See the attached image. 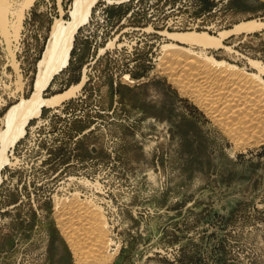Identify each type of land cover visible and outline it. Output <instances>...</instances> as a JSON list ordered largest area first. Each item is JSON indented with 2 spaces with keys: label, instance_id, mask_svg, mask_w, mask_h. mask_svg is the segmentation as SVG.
Listing matches in <instances>:
<instances>
[{
  "label": "rangeland",
  "instance_id": "obj_1",
  "mask_svg": "<svg viewBox=\"0 0 264 264\" xmlns=\"http://www.w3.org/2000/svg\"><path fill=\"white\" fill-rule=\"evenodd\" d=\"M14 1L0 22V131L35 93L52 27L71 20L75 0ZM249 22L261 29L234 33ZM262 24L264 0H96L41 90L51 105L7 150L0 264H80L58 225L77 203L106 236L92 264H264V140L236 145L159 65L180 46L264 86Z\"/></svg>",
  "mask_w": 264,
  "mask_h": 264
},
{
  "label": "bare ground",
  "instance_id": "obj_2",
  "mask_svg": "<svg viewBox=\"0 0 264 264\" xmlns=\"http://www.w3.org/2000/svg\"><path fill=\"white\" fill-rule=\"evenodd\" d=\"M9 1L12 0H0V22L5 21L4 16L9 9ZM95 1L75 0L71 20L66 24L57 22L52 27L41 59L36 65V77L33 84L35 93L33 91L34 94L32 93L28 101H21L16 107L9 108L3 116V129L0 131V171L8 163L6 159L8 148L23 136L28 120L39 116L41 107L51 105V100H43L39 97L41 90L67 65L73 35L76 29L87 21ZM30 2V0H22L21 5L18 6H25ZM15 8L16 6L10 13L15 14L17 12ZM20 13H18L19 17ZM18 24L16 27L19 26ZM4 25H6L5 22ZM260 27V24L249 22L234 27L233 31L234 33L243 30L251 32L261 29ZM224 35H221V38L225 37ZM170 36L180 44L188 46L207 48L220 47L221 44L219 39L205 34ZM171 49L163 52L164 57L159 65L182 94L192 98L236 145H245L247 140L252 139L264 140V86L256 76L244 75L205 54H195L180 46ZM252 64L255 65V63ZM83 81L82 79L81 83ZM77 204V208L75 206L60 207L62 217L60 216L61 219H59V230L73 249L77 257L76 261L80 264H92L97 262V253L100 252L99 249L103 246L106 236H103V225L99 215L94 214L92 212L94 210L90 207L81 206L83 203Z\"/></svg>",
  "mask_w": 264,
  "mask_h": 264
},
{
  "label": "built area",
  "instance_id": "obj_3",
  "mask_svg": "<svg viewBox=\"0 0 264 264\" xmlns=\"http://www.w3.org/2000/svg\"><path fill=\"white\" fill-rule=\"evenodd\" d=\"M214 1H216V0H214Z\"/></svg>",
  "mask_w": 264,
  "mask_h": 264
}]
</instances>
